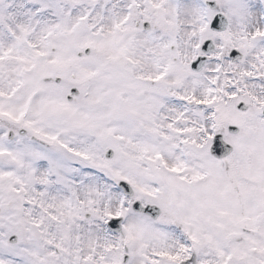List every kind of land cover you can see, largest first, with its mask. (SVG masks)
I'll list each match as a JSON object with an SVG mask.
<instances>
[{"label":"snow or ice","instance_id":"6c2138e0","mask_svg":"<svg viewBox=\"0 0 264 264\" xmlns=\"http://www.w3.org/2000/svg\"><path fill=\"white\" fill-rule=\"evenodd\" d=\"M0 264H264V0H0Z\"/></svg>","mask_w":264,"mask_h":264}]
</instances>
